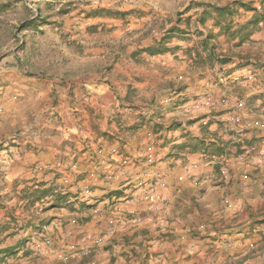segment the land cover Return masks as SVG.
Segmentation results:
<instances>
[{
    "label": "clouds",
    "instance_id": "1",
    "mask_svg": "<svg viewBox=\"0 0 264 264\" xmlns=\"http://www.w3.org/2000/svg\"><path fill=\"white\" fill-rule=\"evenodd\" d=\"M0 264H264V0H0Z\"/></svg>",
    "mask_w": 264,
    "mask_h": 264
}]
</instances>
